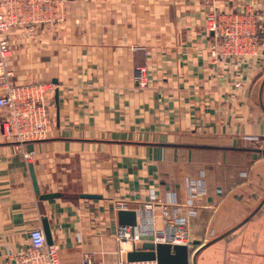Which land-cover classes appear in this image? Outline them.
Listing matches in <instances>:
<instances>
[{"label":"crops","instance_id":"crops-1","mask_svg":"<svg viewBox=\"0 0 264 264\" xmlns=\"http://www.w3.org/2000/svg\"><path fill=\"white\" fill-rule=\"evenodd\" d=\"M249 5L260 56L212 59L208 10ZM20 34L6 67L15 84L54 85V127L21 147L3 135L0 111V264H14L44 216L61 264H120V201L147 229L151 214L164 225L169 203L191 251L210 243L198 264H264V0H72L58 38L38 48ZM30 163L41 193L62 197L40 199Z\"/></svg>","mask_w":264,"mask_h":264},{"label":"built area","instance_id":"built-area-1","mask_svg":"<svg viewBox=\"0 0 264 264\" xmlns=\"http://www.w3.org/2000/svg\"><path fill=\"white\" fill-rule=\"evenodd\" d=\"M65 0H0V111L2 133L12 139L19 146L27 142L46 139L53 130L54 120L50 106L49 93L54 91L51 82H32L28 84H14L6 72L7 59L13 48L11 34L31 20L43 15L46 19L51 12L58 10V6ZM42 18V17H41ZM260 15L254 6L243 9L220 10L212 7L205 17V29L211 38L208 46L212 59L222 60L231 58L236 61H252L260 56L259 47ZM138 83L146 86L148 70L140 67ZM236 87L242 86V80L236 82ZM251 141H259V137H247ZM34 152H26L27 161H32ZM169 203L162 210L164 225L156 227L154 216L150 215L151 228L142 227L137 222L135 226L121 225L117 227L116 236L120 244V252L127 254L134 247H140L147 239L154 243H170L172 245H189V234L186 220L172 213ZM152 207V204L149 205ZM119 209H129L125 201L117 203ZM139 217V214H138ZM149 237V238H147ZM14 264H61L58 248L49 245L44 230L34 228L30 231L29 246L19 253ZM82 264H95L93 259L85 257ZM120 264H158L157 261L129 262L127 258Z\"/></svg>","mask_w":264,"mask_h":264},{"label":"water","instance_id":"water-1","mask_svg":"<svg viewBox=\"0 0 264 264\" xmlns=\"http://www.w3.org/2000/svg\"><path fill=\"white\" fill-rule=\"evenodd\" d=\"M55 100L58 104V90L56 91ZM29 167L34 189L41 200H48L63 196V193L61 192L41 193V189L37 181L34 164L30 163ZM81 196L83 198H101V195L95 194H82ZM118 219L121 225L135 226L138 222V213L134 209H119ZM247 220L248 219H246L242 223L246 222ZM43 226L47 238V243L49 245H52L54 243L52 231L49 224V220L46 216L43 217ZM236 228L230 230L229 232L235 230ZM229 232L225 233V235ZM196 244L199 245L198 249H196L195 251H191L189 245H172L170 243L145 242L142 246L134 247L132 250L128 251L126 254V258L129 262L157 261L158 264H198L197 259L199 253L204 247H206L210 243L200 245V243L197 241Z\"/></svg>","mask_w":264,"mask_h":264},{"label":"rangeland","instance_id":"rangeland-1","mask_svg":"<svg viewBox=\"0 0 264 264\" xmlns=\"http://www.w3.org/2000/svg\"><path fill=\"white\" fill-rule=\"evenodd\" d=\"M71 2L72 0H65L61 4V6L55 7L58 8V10L51 12L50 17L44 19L42 15V18H35V20H31L30 23L24 24L23 26L17 28L15 31H21L20 38L22 40L26 41L28 39L30 43L35 45L36 47H42V45L45 44L44 41L47 36L53 35L55 38L59 37L61 31L67 24L71 12ZM135 48L138 49L140 47ZM22 69L23 68H21L20 71H22ZM8 71L12 72V74L9 76V80L10 82L14 83L12 79L14 77V73L13 71L8 70L6 67V72Z\"/></svg>","mask_w":264,"mask_h":264}]
</instances>
